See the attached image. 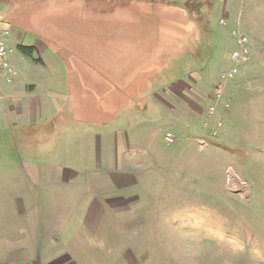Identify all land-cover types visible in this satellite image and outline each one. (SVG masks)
<instances>
[{
	"label": "rangeland",
	"instance_id": "1",
	"mask_svg": "<svg viewBox=\"0 0 264 264\" xmlns=\"http://www.w3.org/2000/svg\"><path fill=\"white\" fill-rule=\"evenodd\" d=\"M50 1L53 4L41 3L40 9L30 0H0V22L9 23L26 44L37 47L32 58L14 43L9 59L17 77L18 58L28 63L23 73H31L39 67L34 58L51 57L39 47L49 36L68 62L100 67L94 71L81 66L85 83L74 80L75 70L67 71L74 83L51 93L83 95L86 112L89 103L85 100L93 89L95 95L114 89L106 80L113 73L108 67V47L103 51L99 44L115 31L125 32L132 23L98 17L99 13L87 7ZM116 4L118 14H124L120 11L126 3ZM224 10L229 11L228 17L223 16ZM201 12L197 4L181 5L180 14L186 16V25L195 29L196 37L182 38L181 51L165 46L163 62L172 56L168 51L179 53L173 69L157 70L168 63L161 65L152 58L148 76L135 79L127 90L121 87L126 97L130 91L133 94L131 105L123 94L120 97L125 102L115 103V112L107 108L112 102L101 104V119L107 124L93 133L91 129H62V136L61 129H47V139L35 149L36 157L79 171L72 177L75 180L37 183L31 189L30 207L47 210L45 224L51 222L58 235L51 247L38 245L35 254L28 255L34 259L32 264H264V0H213L211 10L206 6ZM76 14L84 20L78 23ZM63 15L65 21L55 20H62ZM222 17L226 25L220 23ZM154 20L141 22L149 34L157 22H167ZM234 29L248 35L251 55L232 80L221 84L220 73L231 66ZM68 31L82 32L85 40L91 38L94 43L83 42L80 49L67 46ZM92 48L100 49L107 60L100 62L99 57L94 60L85 53ZM76 50H81L79 55ZM152 56H160V51ZM90 71L99 79H94L92 91L87 83ZM218 89L222 96L215 102ZM139 94L142 101L136 102ZM214 102L218 109L211 114ZM65 111L60 114L61 108L55 113L54 125ZM218 121L222 124L214 136L211 132ZM119 130L124 132L125 150L117 144L109 150L107 141L117 138ZM168 132L174 142L166 139ZM89 139L95 144L93 152L81 148ZM99 160L101 165L94 167ZM82 170L87 171L86 179H82ZM98 173L100 183L92 181ZM8 200L1 202L0 197L4 208L9 207ZM34 218L40 224L43 214L37 212ZM24 220L27 225L34 222ZM26 247L22 237L21 251Z\"/></svg>",
	"mask_w": 264,
	"mask_h": 264
},
{
	"label": "crops",
	"instance_id": "2",
	"mask_svg": "<svg viewBox=\"0 0 264 264\" xmlns=\"http://www.w3.org/2000/svg\"><path fill=\"white\" fill-rule=\"evenodd\" d=\"M56 1H60L63 5L68 6H78L79 8L87 7L88 9L93 10V12L99 13L97 15L98 17L110 19L115 22L124 20L122 22H131L132 25L126 26L128 30L125 32L121 33L120 31H115L112 35L106 36V40H104L101 45L99 44L98 47L103 51L106 50L105 46L108 47V67L113 73H110L109 79L106 78V80L109 81V84L113 86L114 89L111 90L109 94L95 95L93 87H95L96 84L94 79H99L94 72H88L87 79L89 81L87 80V83L92 86H89V88L90 91L93 89V93L89 96L88 100H85L89 103L86 106V112H84V106L81 102L84 100L82 99L84 98L83 95L78 96L73 93H67L61 96H54L51 93H53V90L58 87L68 88L69 83H74L73 80H70L73 75L71 74L70 77V74H68L67 71L71 69L75 70L76 74L74 75L75 77H73L74 80L79 83H85L84 78L86 77L79 72L81 66L84 67L86 65L90 68L89 70L92 69L94 71L101 68H96L94 65L91 66L83 62H75L73 64L68 62L63 56L60 57L55 47V45L58 44L49 36H45L47 40L45 39L44 42H39V47L41 53L46 52L47 54L50 52L51 57L45 58V56L42 57L41 55L42 61L36 62L39 67H36L31 73L26 75L23 73L26 62L22 61L21 58H18L20 72L16 81L13 84L5 83L4 80L0 81V91L3 93V97H0L1 202H5L6 198L9 197L8 208H4L1 205L2 203H0V261L10 262L12 264H20L21 261H26V264H32V260L34 259L28 257V255L31 256L32 254H35L38 245H43L44 248L48 247V245L51 247L53 237L58 238V235L54 234L51 222L45 224L47 210L40 208L34 209V211L33 208L30 207L28 200L31 198V189H33L37 183L51 181L67 182L75 180L72 177H74L79 171L78 169H71L68 166L62 168L61 166H63V163H54L51 159L47 160L46 158L36 157L35 149L38 145L42 144L43 140L47 139V129H61L62 136L64 134L62 129H91L90 133H93L94 129H99L102 124H107L106 122H102L101 119V104L105 106V103L112 102L107 108L110 111L115 112V103L125 102L121 99V94L125 96L124 99L128 102V106L134 101V96L131 91L128 94L129 97H126L127 94H124L123 92H120L118 95L116 93V91L119 90L118 87L127 90V87L129 88L135 79L138 80L143 74L147 75L148 73H146V69H148L150 64L154 63L152 58L158 63H161V65L166 62L168 63L166 66L163 64L161 67H158L157 70H164L169 67L172 68L173 60L179 53H177L175 49L168 51L172 56L168 57L163 62L161 58L165 52V46H177L181 51L180 42L182 38L189 37L190 35H193L194 38L196 37L197 33H194L195 29L186 25V22L188 21L186 16L180 14L181 5L197 4L202 6V12L206 6L211 10L213 5V0ZM44 2L53 4L50 0H30L31 4H36L40 9H43V4L41 3ZM117 2L126 3L127 6H124L123 10L120 11L124 14H118L117 11L120 8L117 7ZM232 3L233 2H231V7L233 5ZM225 5H227V3ZM111 6H115V8L107 12L102 11V9L106 10V8ZM133 11L137 14L134 15ZM228 13V10H224L223 16L228 17ZM74 16L78 23L84 20L82 14H76ZM44 17L45 15L42 14V20ZM63 17L64 15L62 16V20L55 17V20L61 22L65 21ZM153 19L157 21L161 19L167 22L163 24L157 22L155 27L151 29L153 30V33L149 34L148 29L143 27L141 22ZM46 20L49 21L50 19ZM2 25L11 28L13 32L11 34V44L13 46L14 43L17 46L20 44L30 45L23 41L22 35L15 34V31L9 23L4 21L2 22ZM144 30L147 31L146 35ZM66 36L68 37L66 39L67 46L69 45L72 48L75 46L80 49L81 43L83 42L89 44L94 43L91 38L85 40L82 32L79 33V31H68ZM166 39L171 41H166ZM62 44L65 45V43ZM149 45H151L150 52H148ZM93 48L87 49L85 53L93 55L94 60H98L97 57H99L100 62L107 60V55L103 57L100 49L93 50ZM156 50L160 51V56H156L157 59L152 56ZM79 51L81 50H76L74 53L79 55ZM82 59H84L83 56ZM10 61L12 60L10 59ZM114 70H125L129 71V73L117 74ZM138 98H140V94L136 95L135 101L141 102L142 96L140 99ZM127 105L124 106V109H126L125 107ZM61 108L62 112L60 114H62L65 109H68V111H65V114L59 117L60 123L56 126L54 125L52 118ZM96 108L98 110H96ZM70 132L79 133L76 130L66 131V133ZM37 133L39 135H37ZM41 134L43 137H41ZM118 134L119 136L117 138L113 137L108 139L107 144L109 150H111V147L115 148V144H117L122 150H125L123 145L124 140L121 139L124 138V132L119 130ZM121 135L123 136L121 137ZM49 139H51V131L49 132ZM81 148L92 152L95 151L94 141L89 139L88 141L83 142ZM88 163L94 164L91 160H88ZM86 164L87 163H84V165ZM100 165L101 161L99 160L94 167ZM86 172L87 171L85 170L81 171L84 176L82 179H86ZM100 176V173L96 176L94 175L92 181L100 183ZM37 212L43 214V220L40 224H37L36 219L34 218ZM25 217L28 218V222L30 219H33L35 223L32 222L27 225L24 220ZM22 237L27 243V247L23 251L20 249V239Z\"/></svg>",
	"mask_w": 264,
	"mask_h": 264
},
{
	"label": "built area",
	"instance_id": "3",
	"mask_svg": "<svg viewBox=\"0 0 264 264\" xmlns=\"http://www.w3.org/2000/svg\"><path fill=\"white\" fill-rule=\"evenodd\" d=\"M222 25H226L227 22L225 18L220 19ZM12 30L10 27H4L2 22H0V81L4 80L6 83H13L17 78L18 71L11 64L9 59L10 53L14 51V46L11 44V34ZM232 35L235 41V48L230 53L231 66L220 73L221 84L228 83L232 80L239 72L242 65L246 64L251 55V47L249 45V37L247 34L240 32L237 29L232 30ZM1 85V82H0ZM222 94L221 90H216L214 92V101L220 100ZM0 97H3V93L0 91ZM210 107L209 112L214 114L218 109L216 103ZM221 122L218 121L215 124L214 130L211 132L212 135L216 136L218 134V127L221 126ZM166 139L169 142H174L175 137L171 132L166 134Z\"/></svg>",
	"mask_w": 264,
	"mask_h": 264
},
{
	"label": "trees",
	"instance_id": "4",
	"mask_svg": "<svg viewBox=\"0 0 264 264\" xmlns=\"http://www.w3.org/2000/svg\"><path fill=\"white\" fill-rule=\"evenodd\" d=\"M18 47L22 51V53H24L25 55L30 56V57H33L34 52L37 50V47L35 45H23V44H20V45H18ZM34 59L37 60V61H42L41 57L34 58ZM118 89H119L120 92H123V90L121 91V89L119 87H118Z\"/></svg>",
	"mask_w": 264,
	"mask_h": 264
}]
</instances>
